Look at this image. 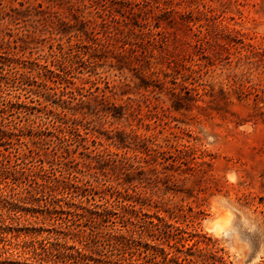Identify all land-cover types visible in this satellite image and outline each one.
I'll return each mask as SVG.
<instances>
[{"label":"rangeland","instance_id":"374dc122","mask_svg":"<svg viewBox=\"0 0 264 264\" xmlns=\"http://www.w3.org/2000/svg\"><path fill=\"white\" fill-rule=\"evenodd\" d=\"M0 264H264V0H0Z\"/></svg>","mask_w":264,"mask_h":264},{"label":"bare ground","instance_id":"6f19581e","mask_svg":"<svg viewBox=\"0 0 264 264\" xmlns=\"http://www.w3.org/2000/svg\"><path fill=\"white\" fill-rule=\"evenodd\" d=\"M209 230L214 232L215 234H219V233H221L223 231V227H221L218 224H216V222H211Z\"/></svg>","mask_w":264,"mask_h":264}]
</instances>
